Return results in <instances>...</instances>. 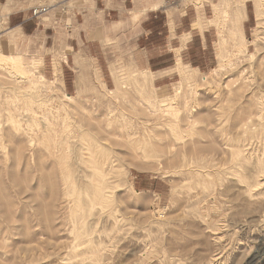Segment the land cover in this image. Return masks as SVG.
Wrapping results in <instances>:
<instances>
[{
  "label": "rangeland",
  "instance_id": "1",
  "mask_svg": "<svg viewBox=\"0 0 264 264\" xmlns=\"http://www.w3.org/2000/svg\"><path fill=\"white\" fill-rule=\"evenodd\" d=\"M241 1L163 0L216 33L214 66L166 86L135 65L140 24L39 3L45 35L0 15L18 60L0 65V264H264V9ZM96 161L109 184L88 211Z\"/></svg>",
  "mask_w": 264,
  "mask_h": 264
},
{
  "label": "crops",
  "instance_id": "2",
  "mask_svg": "<svg viewBox=\"0 0 264 264\" xmlns=\"http://www.w3.org/2000/svg\"><path fill=\"white\" fill-rule=\"evenodd\" d=\"M59 5L56 9H71L73 16L77 10H100L102 15L111 17L113 21L126 22L131 25L140 24L141 37L135 48V65L137 69L155 76L156 80L165 84L172 78L176 65L189 66L198 71L211 69L215 63V53L212 45L216 36L210 26L204 25L200 9H181L165 4L163 0H0V15L11 30L22 33H35L42 29V19L34 18L31 10L38 4ZM98 5L101 7L98 8ZM8 13V14H7ZM7 14V15H5ZM136 15V16H135ZM134 22V23H133ZM247 13L242 22L245 35ZM201 25V28L197 24ZM61 24V23H58ZM43 33L49 27H43ZM69 40L75 46L83 43L80 32L70 35ZM16 35H9V41H14ZM60 41L66 43L60 35ZM85 40V39H84ZM87 41V40H85ZM66 45L67 56L78 52L72 45ZM89 51V48H87ZM67 67V69L65 68ZM66 61H62L60 75L65 87H70L71 79ZM141 187V182H135ZM145 187V186H144Z\"/></svg>",
  "mask_w": 264,
  "mask_h": 264
},
{
  "label": "bare ground",
  "instance_id": "3",
  "mask_svg": "<svg viewBox=\"0 0 264 264\" xmlns=\"http://www.w3.org/2000/svg\"><path fill=\"white\" fill-rule=\"evenodd\" d=\"M243 1V0H242ZM241 1V2H242ZM242 5V4H241ZM238 7H239V5H237ZM260 6V7H259ZM264 9V0H261V3H260V5H257V15H260L261 13H262V10ZM238 10H240V9H238ZM241 12H242V10H240ZM245 11V6H243V12ZM8 14V13H7ZM7 14H5V15H7ZM238 14V13H237ZM263 14H264V12H263ZM262 14V15H263ZM261 15V16H262ZM136 16V15H135ZM1 17V16H0ZM258 17H260V16H258ZM245 18V17H244ZM263 18V17H262ZM258 20H261V18L260 19H258ZM264 20V19H263ZM239 22V21H238ZM263 22V21H262ZM262 22H261V24H260V26L262 25ZM134 23V22H133ZM241 28V36H242V38L244 39V33H243V28H242V23H241V26H240ZM262 27H263V25H262ZM257 28H259V27H257ZM256 28V29H257ZM262 29V28H261ZM256 32V31H255ZM259 32V31H258ZM260 33V32H259ZM262 33V32H261ZM255 35H256V33H255ZM230 37H232V36H230ZM234 37V36H233ZM256 38L257 37H259L258 35L257 36H255ZM255 41H256V39H254ZM233 41H234V38H233ZM235 41H239V40H237V39H235ZM243 41V40H242ZM26 43V42H25ZM234 43V42H233ZM238 42H236V44H237ZM256 43V42H255ZM233 46H235V45H233ZM24 48V47H23ZM247 48V47H246ZM240 52H242V50H239ZM245 51V50H244ZM83 52V51H82ZM250 54V53H249ZM9 55V54H8ZM14 55V54H13ZM15 56V55H14ZM14 56L12 57V56H7V55H3L2 53H0V65H2V66H4V67H11V66H13L14 67V65L18 62V60L16 59V58H14ZM18 56V55H17ZM220 56V55H219ZM220 58V57H219ZM72 61H73V59H72ZM74 62H75V64L76 65H78V67H79V64H81L82 62H83V55H82V53H80V52H77V53H75V56H74ZM74 64V63H73ZM8 68V69H9ZM9 72V71H8ZM109 92V91H108ZM66 97L68 98V99H71V96H69V95H66ZM157 102H155V103H158V101L159 100H156ZM154 103V104H155ZM149 104H150V102H149ZM148 105V104H147ZM151 105V104H150ZM150 105H148V106H150ZM263 105V104H262ZM145 106H146V104H145ZM153 107V106H152ZM157 107H158V104H157ZM156 107V108H157ZM164 107V106H163ZM160 108V107H159ZM149 109V108H148ZM259 110V109H258ZM152 111H155V108L153 107L152 108ZM157 111H158V109H157ZM175 111V110H174ZM164 112V111H163ZM166 112L168 113L169 112V110H167L166 109ZM155 113V112H154ZM249 116V115H248ZM246 120H248V118H246ZM171 123H172V121H171ZM241 125V124H240ZM242 126H244L243 124H242ZM171 136H173L172 134H171ZM156 138V137H155ZM119 139V138H118ZM176 139H178V137H176ZM131 140V139H130ZM156 141V140H155ZM93 143V142H92ZM92 143H91V146H92ZM149 145V144H148ZM243 145V144H242ZM76 146V145H75ZM142 146V145H141ZM150 146V145H149ZM237 146V145H236ZM77 148V147H76ZM145 148H146V146H145ZM139 149V148H138ZM78 150V149H77ZM83 150V149H82ZM91 150H92V147H91ZM145 150V149H144ZM143 150V151H144ZM100 151V150H99ZM244 151V150H243ZM232 152H233V150H232ZM245 152V151H244ZM77 153V152H76ZM137 153V152H136ZM239 154V153H238ZM140 155H141V151H140ZM249 156V155H248ZM251 156V155H250ZM80 157V156H79ZM78 157V158H79ZM233 157V156H232ZM78 158H77V160H78ZM82 158H83V156H82ZM89 158V157H88ZM138 158H139V156H138ZM81 159V158H80ZM80 161V160H79ZM98 161H96V163H97ZM79 164V163H78ZM89 164V163H88ZM181 164V163H180ZM90 165V164H89ZM75 166H76V164H75ZM111 166V165H110ZM83 167H85V166H83ZM108 167V166H107ZM134 167H137V168H140L141 166H139V165H135ZM71 168V167H70ZM93 167H91V169H92ZM98 163H97V165H96V167L94 168V170L96 171V173H94L93 175L96 177V180L98 181V185L96 184V186L94 187V188H91V196H90V198L88 199L86 196H85V198H84V200L86 201V203L90 206V208L88 209V211L91 209V207H92V203H95V201L96 200H99L100 198H101V195H102V193H101V191H102V183L104 182V181H106V178L108 177H105L106 176V174H105V176H104V174L101 172V171H99L98 172ZM66 169V168H65ZM79 169V168H78ZM82 170H84V168L82 169ZM94 171V172H95ZM104 172H105V169L103 170ZM110 171V170H109ZM193 171H195V170H193ZM68 172V171H67ZM76 172V171H75ZM87 172V170L85 171V172H83L84 174ZM90 172V171H89ZM79 173V172H78ZM82 173V174H83ZM105 173H107V175H108V170H107V172H105ZM78 175V174H77ZM76 175V176H77ZM91 176V175H90ZM78 177H80V175L78 176ZM86 177V176H85ZM103 177L105 178L104 180H103ZM81 178V177H80ZM83 178V177H82ZM81 178V179H82ZM87 178H88V176H87ZM90 178V177H89ZM92 178V177H91ZM108 179V178H107ZM72 180V179H71ZM102 180H103V182H102ZM260 181V180H259ZM262 181V180H261ZM86 182H87V180H86ZM106 183H108L109 184V181L107 182L106 181ZM257 183L258 184H260L259 182H258V180H257ZM102 185V186H101ZM91 186V185H90ZM106 186H107V184H106ZM105 186V187H106ZM88 187H89V185H88ZM108 187V186H107ZM106 187V188H107ZM76 189H77V187H75ZM81 188V187H80ZM66 191V190H65ZM104 191V190H103ZM86 192H87V190H86ZM74 193V192H73ZM82 193V192H81ZM83 193H85V191L83 192ZM105 193V192H104ZM84 195H87V194H84ZM77 196V195H76ZM88 196V195H87ZM104 196V195H103ZM102 196V197H103ZM74 197V196H73ZM107 197V196H106ZM104 198H105V196H104ZM103 200V199H102ZM74 204V203H73ZM93 206H94V204H93ZM93 208V207H92ZM82 210V209H81ZM69 211V210H68ZM72 213H74V211L72 212ZM69 216V215H68ZM72 247H75V246H72Z\"/></svg>",
  "mask_w": 264,
  "mask_h": 264
},
{
  "label": "built area",
  "instance_id": "4",
  "mask_svg": "<svg viewBox=\"0 0 264 264\" xmlns=\"http://www.w3.org/2000/svg\"><path fill=\"white\" fill-rule=\"evenodd\" d=\"M47 11V7H37L32 10L33 16H37Z\"/></svg>",
  "mask_w": 264,
  "mask_h": 264
}]
</instances>
